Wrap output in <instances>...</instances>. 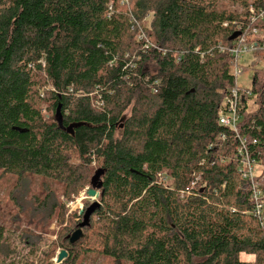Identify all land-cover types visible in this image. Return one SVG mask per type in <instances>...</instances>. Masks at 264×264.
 I'll use <instances>...</instances> for the list:
<instances>
[{
    "label": "trees",
    "instance_id": "16d2710c",
    "mask_svg": "<svg viewBox=\"0 0 264 264\" xmlns=\"http://www.w3.org/2000/svg\"><path fill=\"white\" fill-rule=\"evenodd\" d=\"M261 32L264 0H0L1 172L60 182L70 198L103 170L99 207L74 243L67 236L80 221L67 229L60 264L79 254L112 264H264L239 138L218 123L238 88L226 49L253 44L256 66ZM249 91L237 133L264 167L263 69ZM4 234L0 225V253Z\"/></svg>",
    "mask_w": 264,
    "mask_h": 264
},
{
    "label": "rangeland",
    "instance_id": "374dc122",
    "mask_svg": "<svg viewBox=\"0 0 264 264\" xmlns=\"http://www.w3.org/2000/svg\"><path fill=\"white\" fill-rule=\"evenodd\" d=\"M221 6L233 11L240 8L236 3L228 6L226 2H221ZM256 58L257 54L252 51L242 54L238 62L241 67V75L237 78L238 86L250 88L254 69L264 70V53L255 66L253 63ZM247 107L248 111L255 109L252 99L248 100ZM40 108L46 119L53 118L47 101L40 102ZM128 114L129 110L125 111L122 120ZM92 167L93 172L98 168L95 164ZM252 172L253 186L258 185L263 192L264 167L255 163L252 165ZM91 188L90 183L76 195L64 198V186L60 182L33 174H26L18 179L16 175L4 174L0 170V225L5 229L0 264H60L67 260L68 253L62 262H56L58 253L63 249L61 243L67 229L74 222H81L85 208L93 201H98V197L88 195L87 191ZM94 189L98 194V189ZM262 198L264 201V195ZM82 233L84 234L83 229ZM73 264L112 263L110 259L96 254H89L85 259L84 254H79Z\"/></svg>",
    "mask_w": 264,
    "mask_h": 264
},
{
    "label": "built area",
    "instance_id": "2783aa9c",
    "mask_svg": "<svg viewBox=\"0 0 264 264\" xmlns=\"http://www.w3.org/2000/svg\"><path fill=\"white\" fill-rule=\"evenodd\" d=\"M255 14L252 15L251 20H255ZM261 19L262 15L259 16ZM253 32L256 33L257 30L253 29ZM253 49V44H247L240 39L235 46L229 47L226 49L227 54H229L233 60L237 63L232 67V74L237 78L241 75V67L239 66V60L242 57V54L249 53ZM220 51H225L224 47L219 48ZM238 85V84H237ZM249 88H244L238 86V88H232L229 90L228 94L223 100L222 110L218 117V123L228 129L234 131L239 138V146L237 147V157L239 159V171L242 178L248 179L252 182V199L254 201V217H257L260 221V224L264 227V204L263 198L264 191L259 189L258 185L253 186L252 179L254 178V173L252 172V165L255 164V160L252 159L248 149L246 148V138L240 136L238 131V126L241 122L242 115L240 113V107L243 106L244 97L249 96ZM221 139L224 138L223 135L220 136ZM255 142V141H253ZM264 178V177H263Z\"/></svg>",
    "mask_w": 264,
    "mask_h": 264
},
{
    "label": "water",
    "instance_id": "95a60500",
    "mask_svg": "<svg viewBox=\"0 0 264 264\" xmlns=\"http://www.w3.org/2000/svg\"><path fill=\"white\" fill-rule=\"evenodd\" d=\"M56 113L59 114L60 113V106H58L56 108ZM103 174V170L102 169H97L94 173V175L91 178V186L93 188L89 189L87 191L89 196H96L98 197L97 192L95 191L94 188L99 189L101 186V182H100V176ZM99 207V202L98 201H93L88 207L85 208V210L82 212V220L81 222L77 225V228L72 232V234L68 235L67 238L69 240L70 243H74L75 241H77L80 237H82L83 233H82V229L84 227H87L90 223V217L91 215L94 213V211ZM67 256V252L65 250H60V252L58 253V257L56 259L57 263L62 262V260Z\"/></svg>",
    "mask_w": 264,
    "mask_h": 264
},
{
    "label": "crops",
    "instance_id": "0c3cea01",
    "mask_svg": "<svg viewBox=\"0 0 264 264\" xmlns=\"http://www.w3.org/2000/svg\"><path fill=\"white\" fill-rule=\"evenodd\" d=\"M239 258H240V260L249 261V262H253V260H254L253 255L245 254V253H240Z\"/></svg>",
    "mask_w": 264,
    "mask_h": 264
}]
</instances>
